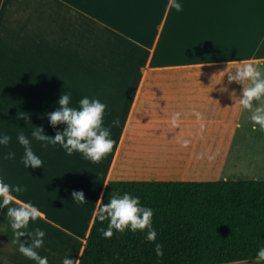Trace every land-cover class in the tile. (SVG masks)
Masks as SVG:
<instances>
[{"label":"crops","instance_id":"0c3cea01","mask_svg":"<svg viewBox=\"0 0 264 264\" xmlns=\"http://www.w3.org/2000/svg\"><path fill=\"white\" fill-rule=\"evenodd\" d=\"M182 3L177 12L170 0H0V134L11 138L0 145V168L8 183L25 188L9 206L31 201L43 212L27 230H45L37 251L49 264L65 256L79 263L108 182L231 180L232 159L258 147L251 112L238 100L243 85L217 75L231 60L264 71V45L257 50L264 0ZM63 92L75 107L84 96L106 103V126L119 118L111 127L116 143L101 161L31 137L35 127L49 136L67 127L48 119ZM21 131L43 167L21 163ZM8 151L15 159H2ZM80 191L85 204L73 200ZM6 212L0 209V264H35L19 253Z\"/></svg>","mask_w":264,"mask_h":264},{"label":"trees","instance_id":"16d2710c","mask_svg":"<svg viewBox=\"0 0 264 264\" xmlns=\"http://www.w3.org/2000/svg\"><path fill=\"white\" fill-rule=\"evenodd\" d=\"M113 190L154 209L157 240L147 241L139 230H114L106 238L107 220L96 212L78 264H230L254 260L264 245V180L110 181L103 203Z\"/></svg>","mask_w":264,"mask_h":264},{"label":"clouds","instance_id":"9594fccd","mask_svg":"<svg viewBox=\"0 0 264 264\" xmlns=\"http://www.w3.org/2000/svg\"><path fill=\"white\" fill-rule=\"evenodd\" d=\"M170 4L177 12L183 11L182 0H170ZM261 45H264V38L257 44V50ZM231 64L239 65L234 68L235 74L232 73ZM221 74H223L222 79L227 75L230 83L234 81L243 85L242 97L238 98L239 104L251 112L252 131L264 132V105L259 103L264 97V71L257 68L252 61L231 60L228 62L227 68L217 76ZM244 82H248V86H245ZM71 100L70 94L63 92L58 100L59 107L48 114V119L53 126L60 123L67 125L63 131H57L54 136H49L45 133L44 127L40 126L33 129L31 137L41 142L42 147L59 145L69 156L79 152L85 159L99 162L112 151L116 143L111 136V127L119 125V118L113 119L111 125L106 126L104 122L106 103L98 98L84 96L79 99L78 107H75L72 106ZM253 101H257L258 104L254 106ZM179 116L180 113L173 114L174 123ZM19 117L25 118L26 113L20 112ZM10 139L8 135L0 134V145H8ZM17 140L24 149L21 157L23 166L26 169L43 167L42 159L33 151L32 141L23 131L18 134ZM188 144V140L182 141L184 147H187ZM15 155V152L8 151L2 159H15ZM24 191L25 188L22 185L8 183L3 169L0 168V209H7L6 217L9 218L16 243H18L19 253L35 261V264H49L48 257L41 256L37 251L45 243V230L40 227L27 230L30 221H36L38 217L43 216V212L31 201L21 200L19 206H9L13 200H19L18 194H22ZM72 195L74 201L85 204V195L82 191L73 192ZM97 203L99 205L98 219L100 221L107 220V227L101 229L104 237L111 238L114 230L121 233L126 230L135 233L139 230L144 233V238L147 241L155 242L157 240L158 233L153 227L154 209L142 204L139 196L129 192L121 194L117 190H113L107 204L103 203V196ZM25 236L31 238L30 243L21 239ZM156 254L157 256L163 255L162 246L158 243L156 244ZM255 262L264 264V245L258 247ZM62 264H78V259L65 256L62 259Z\"/></svg>","mask_w":264,"mask_h":264},{"label":"rangeland","instance_id":"374dc122","mask_svg":"<svg viewBox=\"0 0 264 264\" xmlns=\"http://www.w3.org/2000/svg\"><path fill=\"white\" fill-rule=\"evenodd\" d=\"M259 135V140L251 136V143L257 148L237 154L240 157L232 159L233 165L226 172L229 179L264 180V132L259 131Z\"/></svg>","mask_w":264,"mask_h":264}]
</instances>
